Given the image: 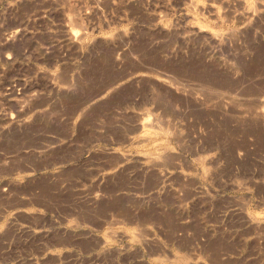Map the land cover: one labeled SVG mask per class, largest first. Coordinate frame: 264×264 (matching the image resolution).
<instances>
[{"label": "rangeland", "instance_id": "374dc122", "mask_svg": "<svg viewBox=\"0 0 264 264\" xmlns=\"http://www.w3.org/2000/svg\"><path fill=\"white\" fill-rule=\"evenodd\" d=\"M0 264H264V0H0Z\"/></svg>", "mask_w": 264, "mask_h": 264}]
</instances>
